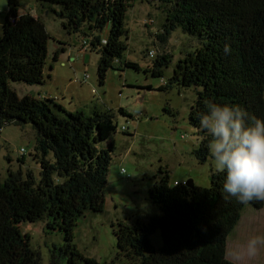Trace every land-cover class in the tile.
<instances>
[{
    "label": "trees",
    "instance_id": "16d2710c",
    "mask_svg": "<svg viewBox=\"0 0 264 264\" xmlns=\"http://www.w3.org/2000/svg\"><path fill=\"white\" fill-rule=\"evenodd\" d=\"M136 0H34L41 10L53 11L65 32L78 33L82 46L99 55L97 76L104 83L109 69L138 70L124 58L127 49L126 13ZM158 2L165 13L158 34L160 53L151 74L162 77L171 62L165 43L175 28L199 40L174 65L165 90L173 85L195 87L189 122L200 142L193 151L199 163L211 155L199 129L198 114L207 101L238 104L264 118V0H138ZM0 35V130L6 124H31L36 130L33 157L39 178L29 170L8 171L0 179V264H39L22 222L47 218L46 226L63 235L61 256L66 264H97L76 247L74 227L85 212L104 208L107 171L114 150V115L95 109L68 111L55 99L18 96L10 82L42 84L51 38L43 20L20 12L19 0H7ZM61 44L60 42H57ZM229 51L225 52V48ZM86 49V50H87ZM63 49L52 51L56 61ZM154 50H148L147 54ZM52 69V66H49ZM123 115H128L122 108ZM52 152L53 159L46 155ZM149 189V200L160 213L147 221H118L113 225L121 264H236L225 244L245 208L260 209L264 201L241 204L223 193L224 174L211 170L208 186L169 179L167 169ZM160 230L162 245L149 235ZM61 258V257H60ZM51 264H56L53 255Z\"/></svg>",
    "mask_w": 264,
    "mask_h": 264
},
{
    "label": "rangeland",
    "instance_id": "374dc122",
    "mask_svg": "<svg viewBox=\"0 0 264 264\" xmlns=\"http://www.w3.org/2000/svg\"><path fill=\"white\" fill-rule=\"evenodd\" d=\"M19 2L20 12H30L43 20L51 38L44 82L33 85L10 82L18 96H46L68 111L83 110L92 115L97 109L114 115V150L107 171L104 208L101 212H85L77 219L73 241L84 256L94 258L97 264H121L113 225L118 221L134 222L137 218L147 221L150 216L160 213L158 206L149 200V189L161 177L160 168L161 171L167 169L173 183L191 179L202 186L209 185L210 172L216 170L211 155L199 163L193 153L200 142L197 129L189 122L196 88L173 85L159 89L171 76L175 63L198 47L199 40L180 28L172 30L165 43L171 62L163 69L162 77L153 76L147 69L153 68V60L161 52L157 35L162 32L165 13L158 2L136 0L126 13L128 34L124 58L135 62L138 70L124 66L120 71L109 69L104 83L100 84L97 76L99 55L81 45L85 38L78 33L65 32L60 18L53 11L36 8L39 6L34 0ZM7 9V0H0V35ZM57 42L68 52L80 47L87 53L76 59L71 56L68 59L60 53L53 61L52 47L58 45ZM148 50H154V54L149 56ZM50 65L52 69H49ZM85 74L88 77L84 79ZM119 108L131 116L121 114ZM35 137L36 130L31 124L11 123L1 128V180L7 177L8 171L18 170L23 174L29 170L36 179L39 178V165L33 157ZM46 158L52 160V152H48ZM47 223V218H43L22 222L20 227L30 235V245L39 256V264H51L53 255L56 264H66V256H61L62 232L48 228ZM256 235H264V205L260 209H244L227 238L226 256L236 264H264V249L255 256L246 252L247 241ZM149 241L155 248L160 247V230L151 233Z\"/></svg>",
    "mask_w": 264,
    "mask_h": 264
},
{
    "label": "clouds",
    "instance_id": "9594fccd",
    "mask_svg": "<svg viewBox=\"0 0 264 264\" xmlns=\"http://www.w3.org/2000/svg\"><path fill=\"white\" fill-rule=\"evenodd\" d=\"M198 121L214 167L224 174L222 191L226 197L241 204L264 201V118L251 115L238 104L209 100ZM261 249L264 235L247 241L249 256Z\"/></svg>",
    "mask_w": 264,
    "mask_h": 264
},
{
    "label": "crops",
    "instance_id": "0c3cea01",
    "mask_svg": "<svg viewBox=\"0 0 264 264\" xmlns=\"http://www.w3.org/2000/svg\"><path fill=\"white\" fill-rule=\"evenodd\" d=\"M33 5V4H32ZM35 6V5H34ZM38 8V7H36ZM41 10V9H40ZM22 13V12H21ZM32 14V13H31ZM34 15V14H32ZM57 49H63V51L61 52V55H66L67 58L69 59V57L71 56L72 58L71 59H76L77 56H80V55H86V53H83L81 50H80V47L76 48V49H72L70 50L69 52L66 51L65 47L64 46H61V44H54L53 47H52V51L54 50H57ZM60 55V54H59Z\"/></svg>",
    "mask_w": 264,
    "mask_h": 264
},
{
    "label": "built area",
    "instance_id": "2783aa9c",
    "mask_svg": "<svg viewBox=\"0 0 264 264\" xmlns=\"http://www.w3.org/2000/svg\"><path fill=\"white\" fill-rule=\"evenodd\" d=\"M83 46H85V45H83ZM152 55H153V52L150 51V52H149V56H152ZM87 77H88V74H85V75L83 76L84 79L87 78ZM121 129H122V130H125L124 127H122ZM21 152H22V153L24 152V149H23V148H21ZM124 171H125V170H124L123 168H121V172L124 173ZM175 183H176V182H175Z\"/></svg>",
    "mask_w": 264,
    "mask_h": 264
},
{
    "label": "water",
    "instance_id": "95a60500",
    "mask_svg": "<svg viewBox=\"0 0 264 264\" xmlns=\"http://www.w3.org/2000/svg\"><path fill=\"white\" fill-rule=\"evenodd\" d=\"M186 184L188 186H193V181L191 179L187 180Z\"/></svg>",
    "mask_w": 264,
    "mask_h": 264
}]
</instances>
